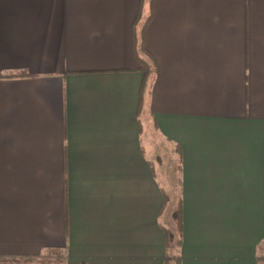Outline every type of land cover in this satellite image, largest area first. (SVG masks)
I'll return each mask as SVG.
<instances>
[{"label": "crops", "instance_id": "crops-1", "mask_svg": "<svg viewBox=\"0 0 264 264\" xmlns=\"http://www.w3.org/2000/svg\"><path fill=\"white\" fill-rule=\"evenodd\" d=\"M0 259L264 264V0H0Z\"/></svg>", "mask_w": 264, "mask_h": 264}, {"label": "trees", "instance_id": "trees-1", "mask_svg": "<svg viewBox=\"0 0 264 264\" xmlns=\"http://www.w3.org/2000/svg\"><path fill=\"white\" fill-rule=\"evenodd\" d=\"M152 0H149V4L151 7ZM151 10H149L144 18H142V12L139 9L138 13L133 22L132 28V40H131V50L134 59L136 60L138 67L136 68L139 71L143 72L142 80L139 87L138 92V114L144 104V96L146 92V87L148 84V80L151 78L152 71L157 69V64L154 58L152 57L151 53L147 50L145 45V33L149 22L151 21ZM26 72H16V73H9L6 76L12 75H26ZM162 210L166 206L167 203V195L165 192H162ZM172 220L174 224V228L178 235L181 234L182 231V222H181V202L179 198L177 199V203L174 206L172 211ZM163 227L165 242L166 245L172 235H170L169 229L165 226ZM179 239V238H178ZM177 239V244L179 240ZM0 264H34L30 263L29 261H18V260H9V259H0Z\"/></svg>", "mask_w": 264, "mask_h": 264}, {"label": "rangeland", "instance_id": "rangeland-1", "mask_svg": "<svg viewBox=\"0 0 264 264\" xmlns=\"http://www.w3.org/2000/svg\"><path fill=\"white\" fill-rule=\"evenodd\" d=\"M151 75H152V73H151ZM150 79L148 80V83H150ZM147 86H148V84H147ZM145 95H146V92H145ZM153 143H155L153 145L154 149L152 148V145H151ZM143 144H144V148L146 150L147 156L150 157L151 163L154 164L155 172H156L158 179L161 180L162 186H164L166 189L165 193L167 195V189L169 188L168 184H169V180L171 177H170V173L167 172L170 160L168 157L167 149L164 146L166 144H164L163 142H160V140L157 139L156 137L155 138L154 137L149 138V136L146 133H145V135H143ZM160 148H161V150H160ZM153 152L154 153L156 152L157 154L153 155L152 154ZM158 155L160 158L158 157ZM174 174H172V179L175 182ZM173 209H174V204L169 202L166 204V206L164 207V209L162 211V219H163L162 221L165 222V227H167L169 229L170 235L173 234V227L169 226L168 220L171 219V214H172Z\"/></svg>", "mask_w": 264, "mask_h": 264}]
</instances>
